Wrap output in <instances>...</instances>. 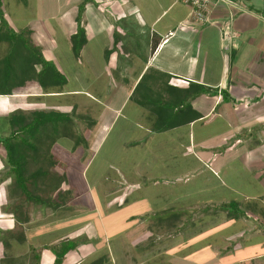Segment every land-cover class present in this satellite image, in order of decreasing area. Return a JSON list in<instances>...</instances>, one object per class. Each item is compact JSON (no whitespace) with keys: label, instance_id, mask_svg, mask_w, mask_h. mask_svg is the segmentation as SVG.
<instances>
[{"label":"crops","instance_id":"crops-1","mask_svg":"<svg viewBox=\"0 0 264 264\" xmlns=\"http://www.w3.org/2000/svg\"><path fill=\"white\" fill-rule=\"evenodd\" d=\"M235 1L241 5L214 3L211 23L199 25L190 7L178 0H0L6 24L0 28V53L11 54L19 41L25 53L37 51L61 76L64 69L76 68L75 89L63 90L67 79L62 88L58 83L44 89L34 75H25L19 90L0 96L8 100L11 113L23 110L17 98L32 100L37 107L31 110L56 113V129L48 130V142L40 144L41 162L53 157L62 173L44 171L39 179L59 181L55 210L68 209L64 198L71 197L69 215L56 222L46 224L44 218L36 225L24 219L27 233L16 238L19 246L30 242L39 247L25 259L54 264V249L65 244L73 248L62 264H189L173 248L171 229L183 213L212 212L210 207L230 200L223 192L202 204H180L175 198L178 207L162 210L172 213L156 224L160 180L169 200L175 195L172 186L184 181L185 188L197 185L202 191L213 185V192L227 190L243 203L259 202L257 207L238 206L246 218L224 215L222 222L238 227L252 219L264 223V0ZM226 30L235 37L224 42ZM6 59L0 57V63ZM34 69L38 74L42 65ZM113 132L119 135L107 155L120 164V176L109 191L101 183L93 188L85 178V160ZM59 137L68 140L65 146L57 143ZM95 189L108 192L106 202L111 203L102 207L104 213L115 209L116 202L135 211L115 236L102 221L89 223L88 217L76 215L77 191L90 195L84 204L88 214L98 213ZM9 224L11 234L15 218Z\"/></svg>","mask_w":264,"mask_h":264},{"label":"rangeland","instance_id":"rangeland-1","mask_svg":"<svg viewBox=\"0 0 264 264\" xmlns=\"http://www.w3.org/2000/svg\"><path fill=\"white\" fill-rule=\"evenodd\" d=\"M21 44V42H17V46L16 48H14L13 53H11L12 55L10 56V52L0 53V57H4V55L7 56V63L5 64L6 66L12 65L15 68L16 64H18L20 61L21 54H26L25 52H23ZM0 68L5 67L0 66ZM73 72L76 73V68L64 69V76L62 75L61 79H67V85L63 87V90L68 91L76 88V82H74ZM33 75L35 76L34 78H37L36 73L31 70L27 78H30ZM20 82L21 81L17 79V75L13 73L9 78V85L7 87H2L0 84V92H7V90H9L13 93L16 89H20L18 86L20 85ZM14 103H16V101L11 102V104ZM17 104L19 105V107L23 108V111H26L27 113L34 111L31 110L32 107H37L32 100H26V98H17ZM47 106H51V104H48ZM10 114L11 108L9 106L8 100L0 99V136L6 137L11 133V130L6 124V121L10 117ZM70 134H73V132H70ZM55 135L58 136V133H55ZM59 135L61 134L59 133ZM116 135H119V133L113 132L110 135V138L107 141L106 145H104L102 149L96 154L89 153L85 160L84 164L87 165V169L85 171V178L87 179V182L93 186V188L94 184L96 185L98 183L97 185L99 186V184L101 183L102 187L105 186L104 190L109 191L107 190L108 186L113 184L114 178H118V176H120V164H117L115 160L112 161L113 159L109 158V156L107 155L109 146H111L112 143L115 142ZM47 140L48 138L46 139L45 143L48 142ZM56 141L61 146H65L68 142V140L64 139L63 137H59L58 139H56ZM49 158L51 160L48 159L46 160L47 162L45 161L46 163L44 166V170L49 171L50 173H62V169L58 167L55 163H53L52 159L54 158ZM40 165L42 166V163ZM36 169V166L35 168L32 166L31 172ZM39 181V184H41L40 186L43 188L42 190L35 191L34 193L37 196L42 197L43 199L51 200L52 198H54V200H56L58 198V195L54 193V188L58 185L59 181L53 179H39ZM196 182L198 185L202 184V180L200 179L196 180ZM183 183L185 182L181 181V183H177V185L175 184L174 186H172L174 187L172 189H174L175 195L174 197H170L171 205L175 198L179 201L178 203L180 204H184L185 202H198L202 204L207 201L211 195L217 193L222 194V192L225 195V198L230 200V203H232L231 201L233 200H235L233 202H237V204L229 203L230 205H232L229 207L230 210L238 209V206L240 204L241 207H257L261 204L259 202L253 201H247L246 203L248 204L243 203L242 198L237 199V196H234L227 190L221 192L220 190L219 192H213V185H210V187L206 188L205 190L199 191L197 185L188 186L187 188H185L181 186ZM157 185L160 189V193L163 195L159 203H155L154 205L155 208L159 210L155 213V218H153L154 222L157 221L156 224L160 223V221H162L164 218L171 215L172 213H163L161 212L162 210H167L170 207H178L177 204L173 203L174 206H171L170 202H168L170 201L169 197L166 198L165 196L168 191H165V189H163V181L160 180ZM14 187V177L10 174V167L6 165V153L3 146L0 144V241H5V246L7 244L6 247H4L3 244L0 245V264H36L34 258L30 261L28 257L25 259L24 256L25 254L29 255L30 253L36 255L38 253L36 251L39 249V247L33 248L30 242H27L25 245L19 246L20 244H18L17 242V239H24V233H27V226H24L25 223H23L24 219L27 218L31 221V223L36 225H40V223H42L41 220L44 218H46L44 223L47 222L49 224L51 222H56L60 218L66 217L65 215H69L70 210L68 209H70V206H67V199L71 197L64 198L65 202H67L66 207H68V209L63 207V209L61 208L60 210H55L53 205L42 207L39 205H35L32 201L26 200L25 196L22 194H20V196H18L19 194L15 195L13 193ZM66 187L68 188V184L66 185ZM154 189H157V187H154ZM106 191H104L106 195L100 194L99 192H97L96 189L95 193H93L94 199L96 200V202L98 203L97 205L99 206V211L97 214H88L87 212V209L89 210L90 208H87L85 205L88 204L90 195L88 193L83 195V191L78 194L77 191L76 215L84 219H87L86 217H88V221H86L89 223L96 222L97 220H99V222L102 221L103 224H105L109 228L108 233L111 234L112 237L115 236V232H117L116 228L121 227L119 225L121 224V222L125 221V217L129 216V214H133L135 211H127V207L129 209H132L130 204L126 205L124 208H121V206H118V202H116L115 205L113 204L112 206L115 209L110 212L104 213V208L106 206L105 204L111 203L106 202V196L108 194V192ZM134 197H136V195L131 196L130 199H133ZM112 200L113 199H111V201ZM59 202L61 203L63 201L59 199ZM69 203L72 206L74 204L72 200ZM90 203H92V201ZM102 207L104 208L102 209ZM222 207L223 206L219 207L220 210H222ZM219 208L217 206H213L210 207V210L213 209L212 212L200 211L198 212V214L195 212H188L186 214L183 213L184 216H181V213H178L184 219L180 218L178 226L171 229L172 234H174V238L171 241L173 242L175 240V243H173L175 247L173 248H176L177 254L181 255L182 257L185 256L188 259H186V261H189V264H264V223L260 220L256 221L254 219L250 221H244V224L239 227V224H236V222H233L235 224L223 223L222 217L224 215L227 217V215L225 212L222 213L220 211H216ZM241 212L244 213V210ZM11 217L15 218V226L13 227L14 229L10 234V232L8 231V227L10 225L9 218ZM84 219L82 221L86 222ZM78 223L80 222L78 221ZM28 225L31 227V224ZM123 225L126 224L124 223ZM162 228L166 229L167 227L162 226ZM238 229H240V231H243V234H238ZM37 230L39 231V233L41 232L40 229H36V231ZM161 245H167V240H162ZM240 246L242 247V251L237 252L240 249H235L240 248ZM11 255H13L14 258L16 256H20L22 260H15L14 258H11ZM258 255L262 256L260 258H257L256 256ZM159 262L163 263V260H158V263Z\"/></svg>","mask_w":264,"mask_h":264},{"label":"trees","instance_id":"trees-1","mask_svg":"<svg viewBox=\"0 0 264 264\" xmlns=\"http://www.w3.org/2000/svg\"><path fill=\"white\" fill-rule=\"evenodd\" d=\"M79 18L78 20H80ZM5 26L6 24L3 17H1L0 28ZM79 34L80 36L82 35L81 28H79L78 35ZM6 60L0 63V66L5 67L0 68V84L2 87H7L9 85V78L13 73H15L17 79L20 80L21 78H24L25 75H28L31 70L36 72V69H34V65L36 64L42 65V69L36 74L37 78H34V81H36L42 88L49 89L57 87L58 83L60 86L64 85V79H61V74L56 70L52 63L47 62L37 51L28 50L26 54L22 53L20 61L16 64L15 68L12 65L6 66ZM28 62L30 66H25V64L28 65ZM58 80L61 82H58ZM10 94L12 93L9 90H7V92H0V96H8ZM57 123L58 118L55 112L33 111L27 113L26 111L18 110L11 113L9 119L6 121L11 133L6 137L0 136V144L3 146L6 153V165L10 167V174L14 177L15 187L13 193L15 195L19 194L18 196L22 194L25 196L26 200L32 201L35 205L42 207L53 205L54 208H57L58 205L54 198L51 200L43 199L34 193L43 188L40 186L41 184H39V177L45 171V163H43L42 166L40 165L42 163L41 157L43 155V148L40 144L45 143L49 134L48 130L56 129L55 126ZM32 166L34 168L35 166L37 167L33 172H31ZM230 206L232 205L227 204L222 207V211L226 213L228 220H240L246 218L245 213H242L239 209L230 210ZM1 244H3L4 247L7 246V244L5 246V241L3 240L0 241V245ZM72 248V246L64 244L59 250L54 249L56 256L54 264H62L64 257ZM36 264L39 263L37 262ZM96 264H102V262H97Z\"/></svg>","mask_w":264,"mask_h":264},{"label":"built area","instance_id":"built-area-1","mask_svg":"<svg viewBox=\"0 0 264 264\" xmlns=\"http://www.w3.org/2000/svg\"><path fill=\"white\" fill-rule=\"evenodd\" d=\"M183 4H186L191 9L192 19L195 23L199 25H207L211 23V6L214 3L221 2L224 4H228L232 7L240 6V2H236L235 0H178ZM235 35L226 30L223 33L222 40L224 42L231 41Z\"/></svg>","mask_w":264,"mask_h":264}]
</instances>
